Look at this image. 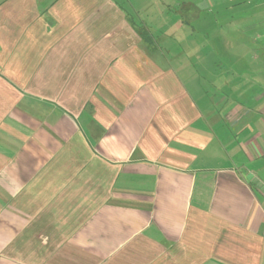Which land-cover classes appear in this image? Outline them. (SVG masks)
Here are the masks:
<instances>
[{
	"label": "crops",
	"instance_id": "obj_1",
	"mask_svg": "<svg viewBox=\"0 0 264 264\" xmlns=\"http://www.w3.org/2000/svg\"><path fill=\"white\" fill-rule=\"evenodd\" d=\"M247 41L264 0H0V264H264Z\"/></svg>",
	"mask_w": 264,
	"mask_h": 264
},
{
	"label": "rangeland",
	"instance_id": "obj_2",
	"mask_svg": "<svg viewBox=\"0 0 264 264\" xmlns=\"http://www.w3.org/2000/svg\"><path fill=\"white\" fill-rule=\"evenodd\" d=\"M193 1V0H190V2ZM172 5V3L170 4ZM252 36H253V33H251V35L248 36V39H252ZM263 39H260V41H262ZM248 44L249 45V48H248V51L250 50V55L249 57H251L254 52V54H257L258 57H259V63H249L247 65H243L244 66V69L241 68V70L243 71H246L247 73L249 74H264V47L262 46H258V47H253V44L251 42H245V44ZM262 42H260L259 44L257 45H261ZM249 57L247 58V60L249 61ZM242 66V65H241ZM245 68H247L245 70ZM264 83V81H262ZM263 83H260V84H263ZM264 85V84H263ZM260 86H258L257 88H259Z\"/></svg>",
	"mask_w": 264,
	"mask_h": 264
}]
</instances>
